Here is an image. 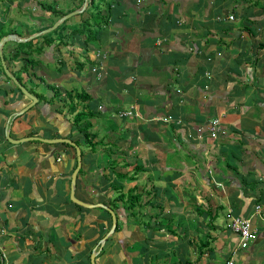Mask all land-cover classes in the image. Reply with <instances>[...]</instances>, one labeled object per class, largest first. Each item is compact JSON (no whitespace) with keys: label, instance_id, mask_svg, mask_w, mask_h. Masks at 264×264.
Listing matches in <instances>:
<instances>
[{"label":"crops","instance_id":"crops-1","mask_svg":"<svg viewBox=\"0 0 264 264\" xmlns=\"http://www.w3.org/2000/svg\"><path fill=\"white\" fill-rule=\"evenodd\" d=\"M97 2L102 24L87 39L71 31L87 16L86 0H14L8 9L26 8V21L17 11L0 14L9 29L0 50L14 75L26 56L15 41L33 38L34 48L38 27L70 13L61 39L42 41L36 62L19 74L39 96L22 113L30 99L0 65V264H91L92 252L94 264H226L234 248L233 264H264V3ZM68 93L86 97L70 101ZM129 106L131 115H117ZM213 117L222 129L216 138L207 133ZM6 128L11 139L84 145L74 197L100 203L104 212L102 202L117 204L116 228L101 245L109 212L69 199L74 148L39 139L11 143ZM128 190L139 195L131 209L124 207ZM119 192L122 203L114 199ZM220 208L251 219L255 237L247 247L238 248L235 234L223 229ZM137 210L146 214L141 223Z\"/></svg>","mask_w":264,"mask_h":264},{"label":"trees","instance_id":"trees-1","mask_svg":"<svg viewBox=\"0 0 264 264\" xmlns=\"http://www.w3.org/2000/svg\"><path fill=\"white\" fill-rule=\"evenodd\" d=\"M98 0H86V6L85 8L83 9L82 12H85L87 13V16L82 19L78 25H73L72 26V29L71 31L74 33L76 31H78V29H80V31L84 32L85 36H86V39L87 38H90L93 36V27H96V26H99L100 24H102V17L101 15L99 14V6H98ZM51 12L52 10L49 9ZM65 22H66V19H63L59 24H57L53 29H51L50 31L46 32V33H43V34H40L39 36L37 37H34L35 39L39 38L40 41H38L37 45L34 46V48H31V44H32V39H28L26 41H23V44L25 48L23 49H20V51L24 52L25 54L30 52V51H34L35 53H39L41 50H42V41L46 42L47 44L51 43L52 42V38L53 37H56L57 40H60L61 39V36H60V32L64 29L65 27ZM48 26H40L38 27V31L39 30H42L43 28H46ZM53 36V37H52ZM20 43V42H18ZM17 50V49H16ZM19 53V50L15 52V55H17ZM14 55V57H15ZM3 60H4V56H3ZM36 62V60H32V59H26L24 64L22 65V67L16 72L14 73V77L16 78V80L20 83V76L19 74L21 73L22 70H25L28 65H33V63ZM5 75V73H4ZM5 77L7 78V80H11L9 79V77H7L5 75ZM35 94V93H34ZM36 97H39L37 94H35ZM54 95H58V92L57 90L55 89L54 90ZM67 97H69V100L71 101L72 97H77V98H84L86 97V95L84 93L82 94H79V93H74V95H71L70 93L67 94ZM68 107H70L69 111H73L74 110V106L71 104L69 105ZM82 115L81 112H77L73 115V123L76 125L78 122H80V116ZM88 127V124L84 125L82 127L83 131ZM88 138V134L84 133V139L82 140V142L84 144H89V146H91V142H89L87 140ZM76 145H78V143L75 141L74 142ZM81 151V150H80ZM81 153V152H80ZM135 170H137V168H135ZM116 175L118 176V178L120 177L121 179H124L125 178H128V179H132L133 175H128L127 176L122 173V172H119V173H116ZM121 186L118 187V189L120 188ZM132 190L129 191L128 193V197L126 198V201L124 202L125 205L124 207H127V208H132L134 206V204H136L137 202V199L139 197L138 194H133L131 192ZM122 193L119 192L118 195H116V197L114 198L115 201H122ZM120 201V202H121ZM146 201V200H145ZM148 201V200H147ZM112 203H114L115 207H117V204L115 202L112 201ZM111 203V204H112ZM122 203V202H121ZM103 205L107 206L108 208H111L110 207V204L106 202H102ZM144 204V202H143ZM77 207H81V206H77ZM112 209V208H111ZM107 213V211H106ZM168 217V218H167ZM170 222L169 220V215L167 214L166 216L164 215V225H168ZM116 228V227H115ZM206 245V244H205ZM184 264H188L187 262H185Z\"/></svg>","mask_w":264,"mask_h":264},{"label":"water","instance_id":"water-1","mask_svg":"<svg viewBox=\"0 0 264 264\" xmlns=\"http://www.w3.org/2000/svg\"><path fill=\"white\" fill-rule=\"evenodd\" d=\"M70 13H67L65 14L64 16H62L57 22H55L52 26L48 27V28H45L44 30L38 32L40 34H43L45 32H48L50 31L51 29H53L61 20H63L64 18H66L67 16H69ZM9 36V35H8ZM7 35L3 36L1 39H0V46L2 44V42L8 37ZM11 36V35H10ZM0 63H1V66H2V69H3V72L5 73V75L7 77H9L12 82L15 84V86L21 91L22 94H24L26 97H28L30 99V102L25 106L23 107L22 109H20L18 111V113H22L23 111H25L26 109H28L29 107H31L32 105H34V103L36 102V97H34L32 94H30L17 80L16 78L11 75L6 66L4 65V61H3V58H2V54H1V50H0ZM6 127H7V124H6ZM5 137L7 138V140L11 143H18V142H22V141H26V140H30V139H39L43 142H46V143H56V142H62V143H67L69 145H71L73 148H74V151H75V166L70 174V179H69V199L80 205V206H84V207H87V208H92V207H95V206H101L102 205L100 203H86V202H83V201H80L79 199L75 198L74 195H73V188H74V182H75V177H76V172L78 171L79 167H80V164H81V153H80V148L78 147V145H76L72 140L70 139H67V138H51V139H45V138H38V137H22V138H18V139H11L8 135V130L6 128V131H5ZM104 207V206H103ZM110 214V218H111V225H110V228L109 230L106 232V234L104 236H102V238L100 239V242L99 244L101 245L105 238L110 235V233L113 231L114 227H115V223H116V219H115V216H114V213L112 212V210L108 207H104ZM94 252H92L90 254V263L91 264H94L93 262V257H94Z\"/></svg>","mask_w":264,"mask_h":264},{"label":"built area","instance_id":"built-area-1","mask_svg":"<svg viewBox=\"0 0 264 264\" xmlns=\"http://www.w3.org/2000/svg\"><path fill=\"white\" fill-rule=\"evenodd\" d=\"M228 19H231L232 16L228 15ZM99 54L95 52V56ZM90 70L95 73L96 76H100L103 74L102 71L97 66H91ZM133 112V107L129 106L125 110H120L118 112L119 117H127L131 115ZM222 132L220 122L218 118L213 117L207 122V133L211 138H216L218 134ZM253 214L258 215L260 213V207L255 205L253 208ZM225 218L227 220L228 229L233 232L237 238V246L238 248H245L255 237V229L251 224V219L249 217H242L236 214H232L230 210H227L225 213ZM235 248L231 250V256L235 254ZM226 264H233L232 257L228 258Z\"/></svg>","mask_w":264,"mask_h":264},{"label":"rangeland","instance_id":"rangeland-1","mask_svg":"<svg viewBox=\"0 0 264 264\" xmlns=\"http://www.w3.org/2000/svg\"><path fill=\"white\" fill-rule=\"evenodd\" d=\"M13 1L14 0H2L1 1V6L2 7H0V14H1V16L2 15H4L5 13H6V15H4V16H13V15H16V11H17V13H18V19H19V21H26V19H23V18H25V16H26V8H25V10H21V11H19V10H13L12 11V9L11 10H9L10 8H9V6H8V4H12L13 3ZM22 1V0H21ZM229 0H225V3H227ZM19 3H21V2H19ZM262 3H264V0H262ZM9 8V9H8ZM5 9H8L7 10V12H6V10ZM15 9H18V8H15ZM4 13V14H3ZM12 14V15H11ZM14 22H15V20H14ZM6 23H7V21H4L1 25H0V35L1 34H4L5 32V29H6V31L8 32L9 31V29H8V27H6L5 28V25H6ZM24 25H26V24H24ZM27 26V25H26ZM45 29V28H44ZM44 29H42V30H44ZM42 30H40V31H42ZM94 31V30H93ZM46 33V32H45ZM4 36V35H3ZM2 36V37H3ZM2 37H0V39L2 38ZM15 45H16V47H18V48H20V49H23V48H25V47H23L24 46V44H23V42H20V43H18V41H15ZM3 50V49H2ZM26 56L24 57V60H28V59H31V58H33L36 54H35V52L32 50V51H30V52H28V53H26L25 54ZM103 57V59H104V57H105V54H103L102 55ZM0 65H1V63H0ZM28 68V67H27ZM26 68V69H27ZM31 71H33V69H31ZM31 71H30V73H29V78L30 79H32V77H31ZM99 71H101V70H99ZM91 73H92V71H91ZM102 76V74L100 75V76H96V77H101ZM12 85H15L13 82H12V80H8ZM20 81H22L23 83H24V86H26V88H29V86H30V82H27V81H24V80H20ZM28 84H29V86H28ZM31 88V87H30ZM33 89V88H32ZM33 91V90H32ZM80 110H81V108H80ZM133 113V112H132ZM69 148H72L70 145H67ZM79 147H80V150H81V158H83V156H84V153H83V150H84V145L83 144H80L79 145ZM72 150H73V148H72ZM73 155H74V150H73ZM75 156V155H74ZM74 162H75V159H74ZM117 167H118V165H117ZM120 167L121 166H119L118 168H119V170H120ZM131 168H127V170H130ZM117 171H114V173H116ZM135 171H132L131 173H134ZM137 172V171H136ZM136 174H138V172L136 173ZM141 175V174H140ZM112 178H115V179H117V180H119L117 177H115V174H113V177ZM119 181H121V179L119 180ZM127 189V188H126ZM129 191V190H128ZM134 191V190H133ZM117 192V191H116ZM132 192V191H131ZM133 193V192H132ZM149 200V199H148ZM113 205L112 204H110V207H112ZM100 207L101 206H99V208H95L96 210H97V212H101L102 214H105L106 215V211L104 212V210H102V209H100ZM81 209L83 208V207H80ZM139 208V207H138ZM86 209V208H85ZM111 209V208H110ZM112 210V209H111ZM139 210H141V209H139ZM139 210H137V213H139L140 215H136V221L138 222V223H141V221H142V218H144V216H146V214H141V211H139ZM112 211H114V210H112ZM87 212H89V210L87 211ZM114 213H115V211H114ZM218 214H219V216H218V220L220 221L219 223L221 224V226L223 227V229L225 230V228H227L228 229V225H227V220H225L224 219V214H225V212H224V208H220V209H218ZM141 215H143V217L141 216ZM257 216V215H256ZM132 218H134V217H132ZM115 219H116V217H115ZM117 221H118V219H117ZM133 225L134 224H131L130 223V226L131 227H133ZM226 229V230H227ZM229 230V229H228ZM230 231V230H229ZM231 232V231H230ZM232 234H234L233 232H231ZM105 235V234H104ZM231 250L232 249H230V252L229 253H231ZM224 253V252H223ZM234 256V255H233ZM233 256H231V254H230V256L228 257V258H230V257H232V261H234V259H233ZM107 259H109V260H111L112 259V257H110V256H108L107 257ZM228 260V259H227ZM226 260V261H227ZM112 262V264H117V262H115V261H111ZM124 263V262H123ZM122 262H120V264H123ZM226 263V262H225Z\"/></svg>","mask_w":264,"mask_h":264},{"label":"flooded vegetation","instance_id":"flooded-vegetation-1","mask_svg":"<svg viewBox=\"0 0 264 264\" xmlns=\"http://www.w3.org/2000/svg\"><path fill=\"white\" fill-rule=\"evenodd\" d=\"M115 226H116V225H115ZM114 229H115V227H114ZM114 229H113V230H114ZM112 232H113V231H112Z\"/></svg>","mask_w":264,"mask_h":264}]
</instances>
